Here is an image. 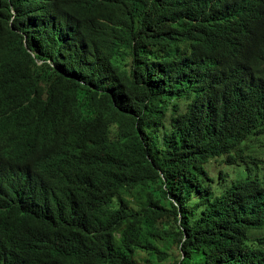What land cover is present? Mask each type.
Here are the masks:
<instances>
[{"label":"trees","instance_id":"16d2710c","mask_svg":"<svg viewBox=\"0 0 264 264\" xmlns=\"http://www.w3.org/2000/svg\"><path fill=\"white\" fill-rule=\"evenodd\" d=\"M261 133L264 0H0V264H264Z\"/></svg>","mask_w":264,"mask_h":264},{"label":"rangeland","instance_id":"374dc122","mask_svg":"<svg viewBox=\"0 0 264 264\" xmlns=\"http://www.w3.org/2000/svg\"><path fill=\"white\" fill-rule=\"evenodd\" d=\"M176 106H178L179 110L185 112L188 106V102L186 100L175 102ZM172 116H167V128L171 125ZM241 155L245 157L244 162H236L232 166L221 164L218 162H211L206 166V170L211 178L214 179L215 187L214 192L221 193L225 188H227L232 182L244 180L247 178H257L260 181L264 180V133L259 135H255L248 139L241 147H240ZM219 173L224 176V180L221 182L218 179ZM155 230V229H154ZM149 227H143L141 231H139V238L145 245L154 244L159 246L162 252L167 253L169 258H167L163 262H159L158 264H172V262L179 258L180 252L177 249L176 245H174L173 240L170 238L160 239L157 233ZM156 231V230H155ZM264 235V227L258 229L253 232L252 236H263ZM150 256L147 257L149 259ZM151 259V258H150ZM154 262V259H151ZM199 264H203L199 262Z\"/></svg>","mask_w":264,"mask_h":264}]
</instances>
